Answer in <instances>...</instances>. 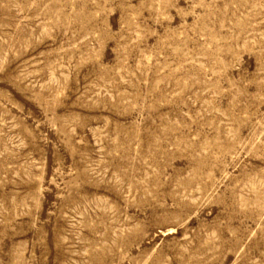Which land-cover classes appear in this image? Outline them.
<instances>
[{
  "label": "rangeland",
  "instance_id": "rangeland-1",
  "mask_svg": "<svg viewBox=\"0 0 264 264\" xmlns=\"http://www.w3.org/2000/svg\"><path fill=\"white\" fill-rule=\"evenodd\" d=\"M0 264H264V0H0Z\"/></svg>",
  "mask_w": 264,
  "mask_h": 264
}]
</instances>
